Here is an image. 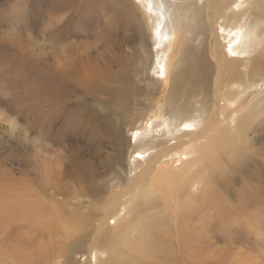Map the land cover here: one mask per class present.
I'll return each mask as SVG.
<instances>
[{"label": "rangeland", "instance_id": "374dc122", "mask_svg": "<svg viewBox=\"0 0 264 264\" xmlns=\"http://www.w3.org/2000/svg\"><path fill=\"white\" fill-rule=\"evenodd\" d=\"M159 2L164 4L162 12H167L166 25L176 30L175 41L168 50L166 82L152 78L155 74L151 64L139 75L138 67L143 64L141 58L138 59L141 36L151 55L155 53L149 38L151 20L142 14L137 1L0 0V198L31 190L43 202L58 201L60 209L70 211L74 208L85 214L80 216V223L86 224L85 228L78 229L69 239L55 235L54 241L39 248L43 249L39 255L47 252L42 256L44 261L50 260L51 255H58L62 264H67L63 255L69 249L70 240H82L86 236L82 246L78 243L71 260L86 264L83 259L86 247L94 244V248L99 249L95 236L92 237L96 233L89 234L98 225L95 220L104 215L109 200L120 198L128 182L146 173L137 174L144 163L136 164L133 169L127 162L131 148L123 150L120 162L119 144L110 138L107 128L121 127V132L128 137L130 130H126L125 120L134 119L135 113L139 109L142 112V106L149 100L154 105L153 112L160 117L154 120L150 116L154 124L165 118L176 123L183 116L202 124L208 117L216 76L213 33L218 32V24L215 22L210 27L206 22L205 6L201 9L203 0ZM247 6L249 14L240 21L249 28L253 47L249 50L255 56L264 47L261 45L260 49L253 41L257 36L255 32L264 29V7L262 1L257 2L255 9ZM96 55L99 60L105 55L129 62L126 79L129 81L116 97L97 92L87 94L82 98L85 112L82 109L76 114L74 106L79 98L63 102L48 94L50 86L56 87L53 91L63 88L61 79L59 81L55 75L56 67L66 59L89 62ZM200 65L211 67L212 72L201 77ZM193 68H196L195 72ZM240 69L245 74L249 62L243 60ZM176 73L179 74L174 80ZM262 78L264 71L255 81L261 83ZM249 85L243 86L245 95L241 103L254 104L263 94V85L261 88H250ZM47 97L54 98H48L50 101L63 103L54 107ZM219 104L223 113L226 112L224 116L235 111L227 108L223 98ZM244 112H240L241 118ZM256 114L245 136L257 149L264 145V111ZM10 121L15 126L13 132L8 131ZM225 122L219 116L206 137L193 144L196 153L176 166L189 165L192 180L197 179L199 184L205 179L211 191L201 205L193 210L189 206V217L177 222L175 227L169 220L171 238L160 235L154 239L152 245L156 254L160 259H166L157 264L166 261V264H264V174L262 171L239 172L232 149L227 155L226 152L213 155L210 148L209 155L205 149ZM229 145L232 146L230 142ZM150 152L156 154L158 148ZM211 157V166H208L207 159ZM261 159V153L253 151L244 166L260 168ZM173 161L174 157H163L161 172L173 169L176 164ZM82 170L87 176L80 175ZM143 184L136 181L135 187L142 190ZM198 187L194 185L190 189L194 192ZM180 200L167 205V218L171 217L175 204L181 205ZM13 210L7 216L0 215V264H24L22 259L9 258L12 252L15 255L32 254L35 243L40 240L39 234L34 240L26 237V223L19 220ZM37 259L42 262L40 257Z\"/></svg>", "mask_w": 264, "mask_h": 264}, {"label": "bare ground", "instance_id": "6f19581e", "mask_svg": "<svg viewBox=\"0 0 264 264\" xmlns=\"http://www.w3.org/2000/svg\"><path fill=\"white\" fill-rule=\"evenodd\" d=\"M134 1L140 4L142 14H146L151 20L149 38L153 41L152 49L155 53L151 55L152 52L144 39H141V36L138 59L141 58L140 60L143 64L138 67L139 75L146 71V67L151 64V71L155 74L152 78L166 82L169 75L168 50L175 41L176 30L173 26H167L165 23V14L167 12L166 10L163 12L161 10L164 8L163 2H159V0ZM258 1H262V6L264 7V0H252L251 4H249L250 0H203L204 3H202L201 9L205 6L204 18L210 27L216 22L218 24V32L213 33L214 56L216 59V76L213 80V104L208 112V117L204 118L202 124L186 116L180 117L176 123L165 118L154 124V120H159L160 117L159 114L153 112L152 107L154 105L149 100L142 106L144 109L142 112L139 109L135 113L136 115L134 114V119L131 117L125 120L126 130H130L128 137L121 132V127L112 126L109 129L107 128L110 138L116 144H119L121 152L119 155L120 162L124 156L123 150L127 151L128 148H131L127 162L131 163L133 169L136 164L144 163V166L137 174L146 173H141V177L128 182L120 198L109 200V207L105 210L104 215L95 220L98 221V225L89 234L96 233L92 237L95 236L99 249L94 248V244L86 247L85 253H83V255L86 254L83 258L86 264H157V261L166 260L160 259L159 255L156 254L157 250L152 245L155 244L154 239L160 235H166L171 238L172 232L169 220L172 221V225L175 227L177 222L189 217V206L193 210L201 205L211 191L206 186L205 179L201 180L199 184L197 179L192 180L189 173V165L176 166L180 165L183 159L186 160L196 153L197 150L193 144L206 137L207 131L211 129L219 116L226 122L213 135L215 139L210 144H206L205 149H208V154L211 155L209 148L213 155L219 152H226L225 154L227 155L232 149L233 158L238 160L239 163L237 166L239 172L248 170L253 174L254 171H262L264 174V145L262 144L257 149L253 148L249 139L245 136V133H249L251 129V121L255 118V114L259 109L261 110L256 116L264 111V87L263 94L256 103H241L245 95L244 84H250V88L258 86L261 88V85L264 86V78H262L261 83L255 81L258 75L264 71V47L262 48L261 46L264 45V29L255 32L257 36L253 41L262 50L258 51L254 56L252 54L253 51L249 50L251 47L249 28L245 27L246 25L240 21L249 14V6L247 5H251L250 8L255 9ZM219 37L221 40H219ZM92 60H95V62ZM92 60L88 62L80 59L77 63L74 60L68 61L66 59L62 65L56 67L55 74L59 81L61 79L63 88L53 91L56 87L50 86L51 91H48V94H53L54 98H60L63 102L69 101L71 98H79L77 102L75 101L77 105L75 104L74 106L77 109L76 114L82 109V112H85L86 107L82 98L87 94L97 92L116 97L123 92L125 84L129 81H126L129 75V62L123 61L121 58L112 59L105 55L102 60H99L98 55L94 56ZM243 60L249 62V69L245 74L240 69L243 65ZM198 68L201 77L206 72H209V74L212 72L211 67L200 65ZM193 70L195 72L196 68H193ZM135 72L136 74L138 73L137 70ZM178 74L174 75V80H176ZM245 75H247V78ZM132 89L135 90V87H132ZM221 98L226 101L227 108L235 111L224 116L226 112L223 113V109H220L221 106L219 104ZM49 99L48 101H50ZM63 102L50 101L49 104L58 107L59 103ZM240 105H242V108H240ZM241 111H245L243 118H241ZM151 115L154 120L150 118ZM14 127L10 121L8 131L13 132ZM229 142L232 146L235 145V148L229 145ZM154 148H158V152L151 154L150 150ZM253 151L261 153L260 168L252 169L244 166L247 159L253 155ZM163 157H174L176 164L173 169L162 170L161 172L160 160ZM212 159L213 157L207 159L208 166H211ZM249 161L252 160L250 159ZM159 172L163 175L159 174L158 176ZM80 175L87 176L83 170ZM136 181L144 183L142 190L135 187ZM194 185L199 187L193 192L190 188ZM133 193L136 195H133ZM35 195V192L27 190L23 193L13 192L2 199L0 198L1 216H7V213L14 208L15 211H13L16 212L18 219L22 220L24 224L26 223V237L31 240H34L33 238L38 234L40 237V240L35 243L36 249L32 254L15 255L16 253L11 250L12 257L9 258L18 261L23 260L24 264H31L30 262L32 261L40 262L37 259V257H40L41 264H62L58 255H51V259L48 261L42 260V256L47 255V252L45 251L39 255L40 251L43 250L39 248H44L52 240L54 241L55 235L69 239L78 229L85 228L86 224L80 223L82 221L80 216H85V214L77 212L74 208L70 211H66L64 208L60 209L59 204L61 203L58 201L48 200L43 202ZM178 200H180L181 205L175 204L171 217L167 218V205L176 203ZM11 219L13 220V218ZM155 229L157 231H154ZM85 237H82V240L78 238V241L76 239L70 240L69 249L63 255V258L66 257L67 264H80L75 262L76 260H71L76 254L78 243L80 242L82 246Z\"/></svg>", "mask_w": 264, "mask_h": 264}, {"label": "snow or ice", "instance_id": "6c2138e0", "mask_svg": "<svg viewBox=\"0 0 264 264\" xmlns=\"http://www.w3.org/2000/svg\"><path fill=\"white\" fill-rule=\"evenodd\" d=\"M186 127H187V125H186Z\"/></svg>", "mask_w": 264, "mask_h": 264}]
</instances>
